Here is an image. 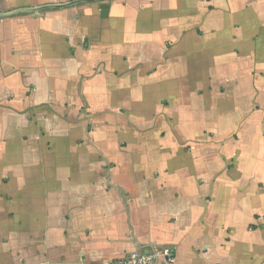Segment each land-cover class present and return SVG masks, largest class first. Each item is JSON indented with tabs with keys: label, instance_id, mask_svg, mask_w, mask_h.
<instances>
[{
	"label": "crops",
	"instance_id": "obj_1",
	"mask_svg": "<svg viewBox=\"0 0 264 264\" xmlns=\"http://www.w3.org/2000/svg\"><path fill=\"white\" fill-rule=\"evenodd\" d=\"M155 248L264 264V0H0V264Z\"/></svg>",
	"mask_w": 264,
	"mask_h": 264
},
{
	"label": "built area",
	"instance_id": "obj_2",
	"mask_svg": "<svg viewBox=\"0 0 264 264\" xmlns=\"http://www.w3.org/2000/svg\"><path fill=\"white\" fill-rule=\"evenodd\" d=\"M174 257L171 252L162 248H155L145 254H131L111 264H173Z\"/></svg>",
	"mask_w": 264,
	"mask_h": 264
},
{
	"label": "water",
	"instance_id": "obj_3",
	"mask_svg": "<svg viewBox=\"0 0 264 264\" xmlns=\"http://www.w3.org/2000/svg\"><path fill=\"white\" fill-rule=\"evenodd\" d=\"M51 7H64V6L63 5H60V6H51ZM103 15H105V12H103Z\"/></svg>",
	"mask_w": 264,
	"mask_h": 264
}]
</instances>
